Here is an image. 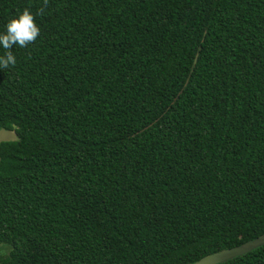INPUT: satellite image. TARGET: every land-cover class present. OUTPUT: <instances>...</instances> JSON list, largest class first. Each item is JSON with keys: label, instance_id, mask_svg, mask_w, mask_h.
<instances>
[{"label": "trees", "instance_id": "trees-1", "mask_svg": "<svg viewBox=\"0 0 264 264\" xmlns=\"http://www.w3.org/2000/svg\"><path fill=\"white\" fill-rule=\"evenodd\" d=\"M41 6L0 0V33ZM35 19L0 69V264H193L264 234V0H49Z\"/></svg>", "mask_w": 264, "mask_h": 264}, {"label": "clouds", "instance_id": "clouds-1", "mask_svg": "<svg viewBox=\"0 0 264 264\" xmlns=\"http://www.w3.org/2000/svg\"><path fill=\"white\" fill-rule=\"evenodd\" d=\"M48 3L49 0H43V6L36 13L26 7L21 14L8 22L6 32L0 33V46L5 50V54L0 55V69L15 67L17 59L11 51L14 45L25 48L40 36L41 29L35 18L44 15Z\"/></svg>", "mask_w": 264, "mask_h": 264}, {"label": "water", "instance_id": "water-1", "mask_svg": "<svg viewBox=\"0 0 264 264\" xmlns=\"http://www.w3.org/2000/svg\"><path fill=\"white\" fill-rule=\"evenodd\" d=\"M15 140H17V137L13 131L0 129V144ZM262 246H264V234L239 246L205 256L193 264H224L235 257L247 254Z\"/></svg>", "mask_w": 264, "mask_h": 264}, {"label": "rangeland", "instance_id": "rangeland-1", "mask_svg": "<svg viewBox=\"0 0 264 264\" xmlns=\"http://www.w3.org/2000/svg\"><path fill=\"white\" fill-rule=\"evenodd\" d=\"M6 253V249L0 250V255H3Z\"/></svg>", "mask_w": 264, "mask_h": 264}]
</instances>
